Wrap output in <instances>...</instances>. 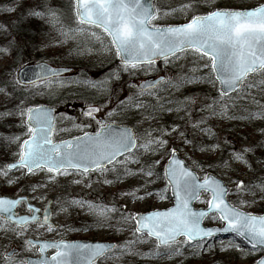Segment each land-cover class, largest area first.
Masks as SVG:
<instances>
[{
  "label": "rangeland",
  "instance_id": "rangeland-1",
  "mask_svg": "<svg viewBox=\"0 0 264 264\" xmlns=\"http://www.w3.org/2000/svg\"><path fill=\"white\" fill-rule=\"evenodd\" d=\"M260 3H264V0H154V10L160 9V12L150 22V26H175L187 23L193 15H205L216 9L244 10ZM5 4V10L0 11V25H3L0 30V69L12 58H17L16 72L23 66L39 62L72 70L65 76L32 86L34 96L28 103L18 105L13 110L14 116L11 115V109L3 108L4 99L12 94L8 89V96L4 95L5 90L0 93V133L8 136L7 132H11L12 136L15 135L14 140H7L5 149L0 150V162L5 161L0 168L9 160L11 162L18 159L19 145L29 135L25 123L27 110L40 104L55 110L51 137L53 142L74 138L85 132L94 134L99 130V120L86 118L81 114V110L88 106L101 109L100 117L104 123L129 125L120 122L123 113H118V109L138 101L142 106L134 108L136 120L129 125L134 129L138 145L148 139L146 132H150L152 137L160 136L167 144L155 151L137 147L132 151L134 159L129 158L126 163L111 164L106 167V172L67 171V174H57L39 169L29 174H25L23 170L8 172L7 176L0 173V195H25L37 207H43L50 200L51 219L57 226L55 231L39 224L17 229L0 220V264H23L20 256L7 260L4 255L12 248L23 254L32 253L31 247L26 243L27 238L114 242L115 251L107 254L97 264L179 263L181 256L161 251L164 248H157L156 243L146 236L137 239L133 235V221L115 219L116 215L128 216L164 210L172 205L167 196L168 187L164 180L160 181L159 172L162 176L163 164L173 148L200 179L212 172L228 186L229 192L233 190L239 203L236 207L241 211L250 214L252 212L249 207L253 206L264 209V189L259 186L264 182V165L255 167L252 172V161L248 156L250 151L244 153L243 160L234 159V153L264 142V123L241 121L229 129L209 119L212 107L208 106L219 92L217 83L209 82L211 62L207 57L189 50L165 60L159 68L153 64L126 68L119 63L116 50L103 31L79 23L74 0H5ZM182 5L188 7H181ZM9 8L13 11H7ZM33 10L45 15H30ZM48 12H54L55 16L50 17ZM20 16L23 20L32 17L44 26L43 32L30 29L25 20L23 26L16 30L14 25L20 22ZM206 64L209 67H205ZM81 66L91 70L90 77L80 76ZM161 75L166 81L157 89L148 92L137 89L138 82ZM191 77L197 79L194 80L195 84L186 79ZM211 79L214 80L213 74ZM249 80L247 78L242 86H246ZM253 97L257 102L264 100V90L246 93L242 99ZM172 98H176L177 102L168 103ZM145 105H155L156 110L162 111L165 118L156 119L154 114H147ZM165 120L170 122L165 123ZM160 129L165 130L163 135ZM19 131L22 132L17 134ZM247 134L250 137H246ZM202 138H205L202 147L207 148L212 156L210 161L204 158L200 162L198 156L193 154L194 148L190 147V142ZM213 145L216 147L213 148ZM6 153L12 155L7 162ZM124 159L125 156L118 160ZM157 160L160 161L159 164L155 163ZM149 167L154 173L151 177L140 171L141 168L147 170ZM147 181L151 182L146 183ZM238 181L252 185L251 191L237 193L235 183ZM209 199V194L202 193L194 204L195 208L206 207ZM242 200L246 203H241ZM90 205L114 210L102 216L97 208ZM21 208L18 212L25 213ZM204 225L221 227L222 223L216 215H211ZM129 241L133 243L129 244ZM204 243L211 245V248L205 250L190 246L188 251L196 253L199 261L205 264H253L262 255L261 250H253L234 236ZM230 244H239L240 249L229 246ZM152 245L160 251H156ZM179 245L184 246L183 243Z\"/></svg>",
  "mask_w": 264,
  "mask_h": 264
},
{
  "label": "snow or ice",
  "instance_id": "snow-or-ice-1",
  "mask_svg": "<svg viewBox=\"0 0 264 264\" xmlns=\"http://www.w3.org/2000/svg\"><path fill=\"white\" fill-rule=\"evenodd\" d=\"M75 8L80 24L100 27L108 34L116 55L126 68L129 65L135 67L137 64H153L158 57H164L167 61L170 56L183 53L188 48L199 53L201 57H207L211 62L209 82L213 84L219 82L220 98H228L225 104L221 105V114L227 113V103L233 100L230 93H236L235 99H240L243 92L257 86L253 80L242 87L250 75L259 76L260 85H264V3L244 10L216 9L205 15H193L185 24L163 28L155 25L149 27V22L156 19L160 12V9L153 10L154 6L150 0H75ZM7 11L13 9L9 8ZM29 14L45 15L36 10ZM47 15L54 17L55 13L48 12ZM205 67L209 65L206 64ZM211 74L215 75L214 80L211 79ZM186 79L188 82H193L196 78ZM253 102L256 103L254 97ZM213 103L216 104L218 101L214 100ZM133 106L142 105L138 101H133ZM208 107L211 108L212 105ZM33 111L31 108L27 110L28 122L35 126L28 128V138L19 145L18 159L0 168V173L5 176L11 169H27L28 173H32L36 169L43 168L57 174H67L68 169H82L84 173L91 169L106 172L108 170L106 164L115 165L126 163L129 158L134 159L132 150L137 147L155 151L156 148H163L167 144V141L160 136L152 137L150 132H146L148 139L138 145L137 138L130 130L124 129L115 133L112 132L110 125L101 121H97L99 130L94 135L85 132L83 137L54 143L51 139V123L41 121L38 116L33 115ZM98 111V108L89 106L84 115L94 119V113ZM254 117H264V105H259L256 112L249 113V118ZM76 127L80 126L76 125ZM164 132V129H160L161 135ZM15 139L19 140V137ZM215 147L213 145V148ZM248 151L250 149L245 148L243 152L234 153V159L243 160L244 153ZM125 153L128 155L125 156L124 161L117 159ZM155 163L159 164L160 161L157 160ZM140 171L148 177L154 174L150 167L147 170L141 168ZM164 171L165 179L171 185L176 198L175 206L146 215H122V219L135 222L133 235L137 239L143 236L155 238L157 248L165 246L173 252H179L180 249L171 246L181 243L209 250L211 245H205V238L211 237L216 231H223L235 233L250 244L253 250L264 247V216L245 213L229 204L225 199L229 190L224 184L209 175H205L202 181L198 180L183 161L176 157L175 148L170 150ZM259 186L264 189V182ZM252 187L246 185L244 181L235 183L237 193L250 192ZM201 191L210 193L211 198L207 201L208 209L192 210L189 202L192 199H199ZM128 194L135 195V193ZM151 194L145 193V195ZM137 198L143 199V197ZM18 203L19 200L0 199V212L11 214V209ZM241 203L246 201L242 200ZM90 207L97 208L102 216L114 210L93 205ZM29 208L33 213L39 212V209H34L31 205ZM209 214L218 215L225 226L222 229L201 227L202 218ZM8 218L11 219V215ZM36 219L35 215L20 217L17 223L23 225ZM48 227L51 229L52 226L48 225ZM180 236L184 237L183 242L177 239ZM27 243L32 242L27 241ZM128 243L131 244L133 241ZM229 246L240 249L239 244ZM47 247L63 249L52 257L54 264H69L67 258L71 254L78 257L87 255L88 264H92L93 258L102 254L109 246L40 245L41 251ZM13 255L14 253L7 254L6 259L10 260ZM24 264H32V262L26 261ZM40 264H48V261L41 260ZM258 264H264V259L258 261Z\"/></svg>",
  "mask_w": 264,
  "mask_h": 264
},
{
  "label": "trees",
  "instance_id": "trees-1",
  "mask_svg": "<svg viewBox=\"0 0 264 264\" xmlns=\"http://www.w3.org/2000/svg\"><path fill=\"white\" fill-rule=\"evenodd\" d=\"M5 0H0V11L1 10H5ZM25 20V21H24ZM24 20L22 19V17L20 16V22L17 23V25H14L15 29L17 30V28L19 26H23V21L26 23H29L30 25V29L35 30L37 32H43L44 26L39 24L38 22H36L32 17H26L24 18ZM3 27H0V30ZM16 62H17V58H12L10 62H8L3 68L0 69V93L5 90L4 95L6 94L8 96V93L6 91V89H8L9 93L12 94L11 97L4 99V104H3V108L6 110L11 109V115H15L13 113V110H15L17 108L18 105H21L23 103H28L31 98L34 96V92L32 90H34V88L32 87H24V86H20L18 85L17 81H16ZM161 65V63H158L156 65H154L155 67L159 68ZM119 72L121 73V70H119ZM79 74L82 77H90L92 74L91 70L87 67H79ZM121 77H123L122 75H120ZM250 80L248 81V84L251 83L253 80H255L257 86L256 87H252L250 89H248L246 92H243L241 94V98L240 99H235L236 97V93L233 95H230L233 97V100L227 103V113L226 114H221V105L225 104V102L227 101V97L225 98H220L219 94L216 93V97L214 98L211 102L210 105H212V109L211 110V114L209 115V119L212 120L213 122H219L220 124L224 125L226 128H233L234 125H236L237 123L241 122V121H257L259 123H264V117H254V118H249V113L250 112H256L258 110L259 105H264V100H259L258 102L256 101V103L253 102V98L252 99H248V98H244L242 99V96H244L246 93H250V92H256V91H263L262 89H264V85H260L259 81H260V77L259 76H250L249 77ZM197 80V79H195ZM193 83L195 84L196 82L193 81ZM247 84V85H248ZM244 87V86H242ZM16 88V89H15ZM239 91V90H238ZM242 99V100H241ZM218 101V103L214 104L213 101ZM183 101V100H181ZM171 102H177L176 98H172L171 100L168 101V103ZM163 104H167V103H163ZM146 107V111L147 114H154V117L159 118V119H164L165 117L163 116V112L160 110H156V106H149V105H145ZM181 107V105H180ZM135 106H133V104L130 105H123L122 107H120L118 109V113L121 112L123 114H121L120 116V122L121 123H126V124H132L136 117V112H135ZM172 110V108H171ZM160 111V112H159ZM213 112H215V114H213ZM159 114V115H158ZM170 121L165 120V123H168ZM22 131L17 132V134H19ZM6 136L3 132L0 133V150H4L5 149V143H7L9 140H14L13 138L15 137V135L12 136L11 132H7ZM6 136V137H5ZM246 137H250V135H246ZM205 141V138L202 139H198V140H194L192 142H190V147L194 148L193 154L195 156H198L199 161L202 162V159H206V160H212V156L208 153V149L205 147H202V142ZM7 155H5L6 157V162L11 158V153H6ZM169 155V153H168ZM167 155V156H168ZM249 158L252 161L251 164V170L253 172V169L255 167H259L261 165H264V142L261 143V145L259 146H253V148L250 149V154L248 155ZM10 161V160H9ZM8 161V162H9ZM5 161H1L0 165L4 164ZM204 168V167H203ZM160 174V181L163 182V178L161 176V172H159ZM163 188H164V184H163ZM168 196V193H167ZM237 198L234 197V191L231 190L229 192L228 195V201L234 205L237 206L239 205V203L236 200ZM249 210L252 213L255 214H263L264 209L260 206H253V207H249ZM115 219L117 221L122 220V215H116ZM153 246V245H152ZM172 248H176L179 247L180 251L179 252H173L171 251L168 247H165L163 250V252H169L174 254L177 257L181 256V260L179 261V263L177 264H194L195 261H199L198 257L196 256V253H194L193 251H188V249L190 248L189 245L184 244V246L182 245H173L171 246ZM154 249H156L154 246L152 247ZM115 251V250H114ZM156 251H160V249H156ZM139 252V251H138ZM124 254V253H123ZM158 257V256H157ZM196 264H205L204 262H197Z\"/></svg>",
  "mask_w": 264,
  "mask_h": 264
},
{
  "label": "water",
  "instance_id": "water-1",
  "mask_svg": "<svg viewBox=\"0 0 264 264\" xmlns=\"http://www.w3.org/2000/svg\"><path fill=\"white\" fill-rule=\"evenodd\" d=\"M151 4L153 5L154 3V0H150ZM74 4H75V0H74ZM154 10V8H153ZM75 12H76V8H75ZM76 17H77V14H76ZM151 22V21H150ZM150 22H149V27H152L150 26ZM185 24V23H184ZM84 25H88V24H84ZM179 25H182V24H179ZM179 25H175V26H179ZM88 26H92V27H95V28H98L100 30H102L103 32H105L102 28L100 27H97V26H94V25H88ZM163 28V27H162ZM106 33V32H105ZM106 35L108 36V34L106 33ZM109 37V36H108ZM110 41H111V38L109 37ZM115 49V47H114ZM188 50H192L190 48L186 49L185 51H188ZM177 54H180V53H177ZM118 57V56H117ZM173 56H170L169 58H171ZM168 58V59H169ZM165 58L164 57H158V58H155V62L153 64H156V63H159V62H162L164 61ZM118 61L120 64L124 65L122 63V61L120 60V58L118 57ZM137 65H150V64H147V63H143V64H137ZM131 66V65H129ZM71 72V70L69 68H55V67H52L44 62H39V63H36V64H31V65H27V66H23L21 67L18 71H17V74H16V78H17V82L22 85V86H31V85H34L40 81H44V80H48V79H52V78H55V77H60V76H64V75H67ZM214 76V79H215V75L213 74ZM165 81V77L164 76H159L157 78H154V79H146V80H142L140 82H138L137 84V89L141 92H146V91H149V90H152L154 88H156L159 84H161L162 82ZM218 84V89L221 87V85L219 84V82H217ZM234 93H230V95H232ZM94 107V106H93ZM97 108V107H96ZM31 109H33V115L34 116H38V118L43 121V122H50L51 123V126H52V133H53V129H54V115H55V111L52 107H49V106H44V105H40V106H35V107H32ZM88 107L84 108L81 112V114L83 116L84 113L87 111ZM99 112V111H98ZM98 112L94 113V115L98 114ZM29 120V117H28V113H27V116H26V125L27 127L29 128L30 126H35L34 124H30L28 122ZM108 125L111 126V130L112 132H115V133H118L124 129H128L130 130L133 134H134V131L132 129V127L130 126H123V125H118V124H115V123H109ZM52 133H51V137H52ZM90 134V133H89ZM84 134L80 135V136H77V137H83ZM90 135H94V134H90ZM76 138V137H74ZM52 139V138H51ZM70 139H73V138H70ZM70 139H67V140H70ZM54 143H59V142H54ZM134 150V149H133ZM132 150V151H133ZM128 154V153H125L124 156ZM122 156H119L118 158H120ZM176 157L183 161L184 165L190 170L193 172V174L197 177L198 180H203V179H200L199 176L196 174V172H194L191 168H189L187 166V164L185 163V161L180 157L178 151H176ZM117 158V159H118ZM168 159L165 161L164 165H163V168H162V175H163V179H164V182L165 184L167 185L168 187V193H169V197L172 201V205L170 207H168L167 209L169 208H172L175 206V202H176V198H175V195L173 193V190H172V187L171 185L168 184L167 180L165 179V171H164V168H165V165L167 163ZM15 162V161H14ZM13 163V162H12ZM110 164H106V166H108ZM43 169V168H42ZM16 169H11L9 171H14ZM24 172L26 174H29L27 169H23ZM38 170V169H36ZM34 170V171H36ZM47 171V169H44ZM68 170H73V171H79V172H83V170H77V169H68ZM96 169H91L90 171H94ZM62 171V170H61ZM89 171V172H90ZM205 175H209V176H212L213 178H215L216 180H218L219 182H221L222 184H224V182L222 180H220L218 177H216L214 174L212 173H207ZM205 177V176H204ZM225 185V184H224ZM228 189V186L225 185ZM229 190V189H228ZM229 192V191H228ZM202 193H206V194H209V192L207 191H201L200 194H199V199L201 198V195ZM228 195V194H227ZM211 198V196H210ZM0 199H9V200H19L20 203L16 204L12 209H11V214L9 213H3V212H0V218L10 224H13L15 225L16 227H19V228H23L25 226H27L28 224H32V223H37V222H40L41 224L43 225H51L52 227H54V224L51 222V201L49 200L45 206L40 209L38 207H36L35 205L31 204L28 200V198L26 196H19V197H15V198H12V197H9V196H0ZM199 199H192L190 200L189 202V207L192 209V210H195V211H200V210H207L208 209V204L206 205L205 208H195L194 204L199 200ZM226 201H227V196L225 197ZM228 202V201H227ZM23 203L24 204V207L26 209V211H28L30 214H23V215H18L17 214V208L18 206ZM229 203V202H228ZM230 204V203H229ZM29 205L32 206V208L34 209H39V212L37 213H33L30 208H29ZM167 209H164V210H154V211H165ZM154 211H150V212H147V213H139V214H136V215H146L148 213H151V212H154ZM9 215H11V219H9ZM32 215H35L37 217L36 220H30L28 221L26 224H18L17 223V220L20 218V217H30ZM210 215H214V214H209L205 217L202 218L201 220V227L203 228H212V229H222L225 225H224V222L220 221L223 226L222 227H208V226H205L204 225V221L205 219L210 216ZM251 215H254V216H264V214L262 215H256V214H251ZM45 217H47V221H45ZM218 217V215H217ZM219 218V217H218ZM135 224V222H134ZM135 228V227H134ZM230 237V236H236L235 233L233 232H223V231H216L214 232V234L211 236V237H207L205 238V240H209V239H212V238H215V237ZM147 237V236H146ZM237 238L241 239L244 243H246L249 247H251L250 244H248L246 241H244L241 237H238L236 236ZM152 240L155 241V238H150ZM179 241L181 239H184L183 236H180L177 238ZM27 241H31V245L33 246H37L38 247V253L40 255V258H27L26 261H31L32 264H40V261L41 260H47L48 261V264H54V262L52 261V257L56 254L57 251H62L63 249H57V248H54V247H47L45 248L43 251H41L40 249V245L42 244H68V245H96V244H102V245H107L109 246L108 249H106L102 254L100 255H97L93 258L92 260V264H95L96 262H98L100 259H102L108 252L112 251L115 247V244L112 243V242H95V241H71V242H67V241H60V242H47V241H33L32 239H28ZM156 242V241H155ZM162 247H165V246H161L160 248ZM256 249H259L262 251V255L253 263V264H258V261H260L261 259H264V247H257ZM49 250H54V254L51 255L49 258L46 257V252L49 251ZM16 249H11L9 250L7 254L9 253H14L16 254ZM5 255V257H6ZM68 261H69V264H88V258H87V255L85 256H82V257H78L76 256L75 254H71L68 256Z\"/></svg>",
  "mask_w": 264,
  "mask_h": 264
},
{
  "label": "flooded vegetation",
  "instance_id": "flooded-vegetation-1",
  "mask_svg": "<svg viewBox=\"0 0 264 264\" xmlns=\"http://www.w3.org/2000/svg\"><path fill=\"white\" fill-rule=\"evenodd\" d=\"M100 110H101V109H100ZM94 116H95L94 119H97V120L101 121V120H100V119H101V118H100V115H99V116L94 115ZM86 118L93 119V118L90 117V116H88V117H86ZM103 123H104V122H103ZM21 207H23V206L20 205L19 209H22ZM55 229H56V228H55ZM55 229H51V230H52V231H55ZM37 240H41V241H60V240H53V239H47V238H38ZM73 240H79V239H70V241H73ZM31 249H32V253H26V254H23L22 251L18 250L16 256H20V257H21V262H23V264H24V262H25V260H26L27 257H37V256H38V248L35 247V246H31ZM53 253H54V251H53V250H50V251H48V252L46 253V256L49 257V256H51ZM16 256H15V257H16Z\"/></svg>",
  "mask_w": 264,
  "mask_h": 264
}]
</instances>
